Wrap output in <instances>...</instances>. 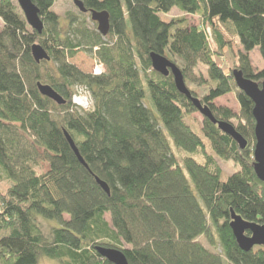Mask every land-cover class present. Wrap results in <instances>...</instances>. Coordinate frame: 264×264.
Listing matches in <instances>:
<instances>
[{
    "label": "trees",
    "instance_id": "trees-1",
    "mask_svg": "<svg viewBox=\"0 0 264 264\" xmlns=\"http://www.w3.org/2000/svg\"><path fill=\"white\" fill-rule=\"evenodd\" d=\"M31 1L43 19L41 34L17 0H0V181L10 183L0 193V264H111L97 247L122 251L129 264H264V247L243 251L230 227L232 211L264 225L255 104L215 61L233 36L241 45L236 69L264 82V69L255 72L250 59L259 49L264 60V0H80L110 15L106 37L72 14L63 30L53 11L58 0ZM173 9L198 16L201 26L185 17L164 20ZM203 26L211 28L216 53ZM35 45L51 60L37 63ZM82 51L95 55L102 74L74 62ZM152 53L176 64L187 87L208 89L191 93L235 127L245 150L206 118L196 121L198 109L172 75L153 69ZM39 83L66 103L43 96ZM80 89L90 95L89 109L73 104ZM231 93L239 114L215 105ZM217 159L233 161L239 172L222 181ZM43 162L47 172L40 171Z\"/></svg>",
    "mask_w": 264,
    "mask_h": 264
},
{
    "label": "water",
    "instance_id": "water-1",
    "mask_svg": "<svg viewBox=\"0 0 264 264\" xmlns=\"http://www.w3.org/2000/svg\"><path fill=\"white\" fill-rule=\"evenodd\" d=\"M18 4L23 11L27 23L36 30L39 34L43 32L44 23L40 15V10L32 3L31 0H17ZM75 6L82 13H90L91 20L97 24L98 32L106 37L110 32V15L107 12H96L89 11L85 8L84 4L80 0H71ZM33 57L37 63L43 61H50L51 58L47 52L40 46L35 45L32 49ZM151 61L153 69L164 75L174 77L175 85L177 90L184 95L186 98L191 100L194 106L198 109L199 113L211 121L214 125L218 126L219 130L223 133L229 135L242 150H245L248 146L246 139L237 132L235 127L226 122L218 121L210 107L208 105H203L200 99L194 97L187 87L182 71L172 63L170 60L164 56L157 55L155 53L151 54ZM235 79L236 85L239 90L244 92L255 104L253 115L255 118V138L256 144L254 148V170L259 180L264 182V82L260 85L259 83L247 79L244 77L243 73L235 69L232 72ZM40 93L56 102L58 105H64L66 101L56 93L50 86L38 84ZM66 139L70 144L72 150L77 156L78 160L88 168V165L80 155L78 148L76 147L74 140L71 136L65 132ZM96 182L101 186V188L107 193L110 194L109 186L100 180L98 177ZM230 227L232 228L233 234L237 240L239 247L246 252L251 251L254 247L260 246L264 247V225H258L256 223H249L242 219V217L236 215L232 211ZM250 235H247V233ZM99 254L106 258L111 264H129L125 254L117 249L106 248V247H97Z\"/></svg>",
    "mask_w": 264,
    "mask_h": 264
},
{
    "label": "rangeland",
    "instance_id": "rangeland-1",
    "mask_svg": "<svg viewBox=\"0 0 264 264\" xmlns=\"http://www.w3.org/2000/svg\"><path fill=\"white\" fill-rule=\"evenodd\" d=\"M53 11L60 16L61 18V22H63V26L66 25L68 22V15L72 14L75 15L76 17H81V18H85V24L86 26H88L89 28H96L97 24H95L91 18H90V14L88 13H82L76 6L75 4L71 1V0H58L57 3L54 5L53 7ZM163 19L166 21H170L172 19H176V18H182L185 17L189 24L192 26H196V25H200L201 26V19L198 16H189V15H185L182 12H180L178 9H173L170 13L166 14V15H162ZM95 26V27H94ZM203 29L206 30V33L208 35L211 47L213 52L216 53V45L214 44V38L212 37V32H211V28L208 26H203ZM63 30H65V26L63 28ZM229 39L231 40L232 44H231V49H225L223 51V53L221 54H217L215 55V61L217 62L218 65H220L221 68H223L225 73H229V72H233V70H235L239 65H238V57H239V52H241V45L239 43V40H237V38L233 37V36H229ZM250 59H251V64L255 70V72H259L261 70L264 69V60L259 52V49H255L253 52H251L250 54ZM74 62H76L80 67H82L83 69H85V71L88 72H92L94 74V69L97 66V61L95 59V55L94 54H90L86 51H82L80 52V54L77 56V58L74 60ZM201 71L206 72V68L205 67H200ZM200 71V72H201ZM200 72L197 71V75H200ZM203 75V74H202ZM204 76V75H203ZM190 91H196L197 93L200 94V96H203L206 92H208V89L206 87H199L198 84H195V86L191 85L188 87ZM81 93V92H80ZM82 98L86 99L88 96L84 95L83 93H81ZM80 95V96H81ZM146 99L149 101V107L152 110V112L154 113L155 116H159L153 103L151 100V96H150V92L149 90L146 88ZM215 105L220 106V107H225L228 109H231L233 112H235L236 114L240 113V105L239 102L236 98V94L235 93H231L229 95H226L225 97L219 98L215 101ZM194 118L196 119V121L202 125L203 121H204V117L200 114L197 113L194 115ZM186 123L192 128V130L198 134L201 135V131H200V127L199 124L194 125L191 121V119H187ZM235 124L237 125L238 122L236 121ZM218 161V165L222 170V176H221V180L222 181H227V179L239 172L240 168L237 164H235L233 161H225V160H219ZM49 169V166L46 162H43L41 164V172H47ZM8 187H10V183L6 180L3 179L2 181H0V193L2 192H6V190L8 189ZM106 218L110 221V216L107 215ZM66 219H68L66 217ZM201 241H203V243L208 246L207 242L205 239H201ZM38 264H60L57 261L48 259V258H43L42 260H40V262Z\"/></svg>",
    "mask_w": 264,
    "mask_h": 264
},
{
    "label": "built area",
    "instance_id": "built-area-1",
    "mask_svg": "<svg viewBox=\"0 0 264 264\" xmlns=\"http://www.w3.org/2000/svg\"><path fill=\"white\" fill-rule=\"evenodd\" d=\"M96 61H98V60H96ZM102 72H103V65H101L97 62V66L94 69V74L100 75V74H102ZM77 92L78 93H76L73 97V100H72L73 104L75 106H78V107L83 108V109H89L91 107V98H90L89 93L83 89H80ZM80 92L83 93L84 95H87L88 97L86 99H83Z\"/></svg>",
    "mask_w": 264,
    "mask_h": 264
}]
</instances>
